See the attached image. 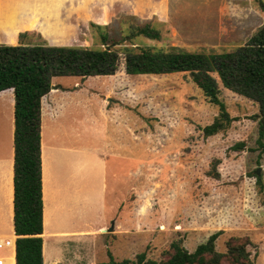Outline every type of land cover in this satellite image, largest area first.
Returning a JSON list of instances; mask_svg holds the SVG:
<instances>
[{
	"label": "rangeland",
	"instance_id": "1",
	"mask_svg": "<svg viewBox=\"0 0 264 264\" xmlns=\"http://www.w3.org/2000/svg\"><path fill=\"white\" fill-rule=\"evenodd\" d=\"M146 23L155 26L162 38L138 37L135 46L232 52L264 26V0H0L2 45L98 49L104 47L100 32L120 41L132 25ZM56 80L74 85L77 77ZM85 84L97 89L116 111L115 120L122 125L129 120L135 129L134 145L123 127L120 134L114 130L105 135L115 149L134 156L130 186L135 185V193L129 196L130 211L123 212V231H110L112 221L110 228L92 237L63 243L65 250H79L68 264H104L109 261L108 251L117 261L133 260L143 252L149 259L165 260L172 243L180 242L194 252L219 231L223 233L216 241L217 251L225 253L230 239L237 238L256 264H264V136L260 137L258 104L219 82L220 99L236 121L205 137L203 129L220 111L189 72L129 75L121 60L114 75L90 77ZM81 93L87 95L85 90ZM3 98L2 135L10 134L13 123L6 102L9 94ZM89 100V119H99V99ZM84 139L97 146L104 141L91 132ZM67 221L65 216L66 226ZM6 254L0 250V255Z\"/></svg>",
	"mask_w": 264,
	"mask_h": 264
},
{
	"label": "trees",
	"instance_id": "2",
	"mask_svg": "<svg viewBox=\"0 0 264 264\" xmlns=\"http://www.w3.org/2000/svg\"><path fill=\"white\" fill-rule=\"evenodd\" d=\"M130 29L120 41H111L107 31L100 32V42L104 47L98 49L47 44H0V93L13 89L15 97L16 264H44L41 237L44 231L41 103L52 88L53 78L110 77L119 69L121 60H124L129 75L189 72L208 102L220 111L213 123L203 129L205 137L226 130L236 121L220 99L219 82L229 91L258 104L260 137L264 136V26L243 46L223 53L135 46V38L160 41L161 33L151 23L132 25ZM239 148L236 146L235 149ZM211 175L219 177L217 173ZM222 233L212 234L194 252H189L180 242H174L165 260L149 259L147 253L143 252L133 260L117 261L108 251L109 261L104 264H256L246 245L238 243L237 238L230 239L225 253L217 251L216 241Z\"/></svg>",
	"mask_w": 264,
	"mask_h": 264
},
{
	"label": "crops",
	"instance_id": "3",
	"mask_svg": "<svg viewBox=\"0 0 264 264\" xmlns=\"http://www.w3.org/2000/svg\"><path fill=\"white\" fill-rule=\"evenodd\" d=\"M57 78L52 80V86L56 87L51 88L41 103L44 264H68L75 260L79 250H65L63 243L92 237L95 232L110 228L112 221L113 231H123V212L130 211L129 196L135 193V185L130 186L136 170L134 156L119 147L115 149L105 136L114 130L120 134L123 127L132 136L134 145L132 124L128 120L122 125L115 120L116 111L100 97V92L86 86L90 77H77L74 85L60 84ZM83 90L87 95L81 93ZM5 94H9L6 102L14 114V91L1 92V101L5 100ZM87 100L99 104V119H89ZM13 114L10 134H0V250L7 252L0 255L2 264H16L18 239L14 227ZM88 132L104 139L101 146L88 145L84 139ZM65 216L68 226L63 224ZM83 222L85 229L81 227Z\"/></svg>",
	"mask_w": 264,
	"mask_h": 264
},
{
	"label": "water",
	"instance_id": "4",
	"mask_svg": "<svg viewBox=\"0 0 264 264\" xmlns=\"http://www.w3.org/2000/svg\"><path fill=\"white\" fill-rule=\"evenodd\" d=\"M54 86H52V88H53ZM259 174V173H258ZM110 231H113V227L111 228V230Z\"/></svg>",
	"mask_w": 264,
	"mask_h": 264
},
{
	"label": "built area",
	"instance_id": "5",
	"mask_svg": "<svg viewBox=\"0 0 264 264\" xmlns=\"http://www.w3.org/2000/svg\"><path fill=\"white\" fill-rule=\"evenodd\" d=\"M0 264H2V262H0Z\"/></svg>",
	"mask_w": 264,
	"mask_h": 264
}]
</instances>
